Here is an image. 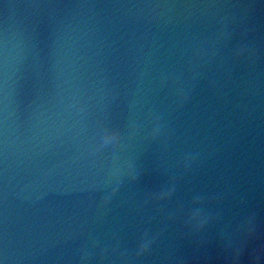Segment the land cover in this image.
<instances>
[{"label":"water","instance_id":"water-1","mask_svg":"<svg viewBox=\"0 0 264 264\" xmlns=\"http://www.w3.org/2000/svg\"><path fill=\"white\" fill-rule=\"evenodd\" d=\"M0 264H264V0H0Z\"/></svg>","mask_w":264,"mask_h":264},{"label":"clouds","instance_id":"clouds-1","mask_svg":"<svg viewBox=\"0 0 264 264\" xmlns=\"http://www.w3.org/2000/svg\"><path fill=\"white\" fill-rule=\"evenodd\" d=\"M242 52H243V49H240L236 53V55L239 56V55L242 54ZM159 132H160V129H159V126H158L156 129H154V131L152 133L153 138H155L156 136H158L159 135ZM123 141H124V133L120 129H113L111 127H106V128L103 129L102 134L100 136V141H99V143L97 145V151H101V150L107 148L110 145L111 146H115V148H117V149H123V147H124ZM115 155H116V153H114V156ZM123 174L124 173H122V171H121L120 168H116L114 170L113 178L116 181V187H114L112 189L111 193L106 198V201H105L106 203L108 201H110L117 194V192L119 191V188H120V186L123 183V181L121 180V176ZM126 174H127L128 177L131 178V180L133 182H135L138 179V176L133 174L132 165L131 164H128L127 165ZM170 197H171V195L168 196V198H170ZM156 199H157V201L164 200L161 193L156 197ZM202 225L203 224H201V226ZM146 251H147L146 246H143L142 245L140 247V250L138 252V255H142Z\"/></svg>","mask_w":264,"mask_h":264}]
</instances>
